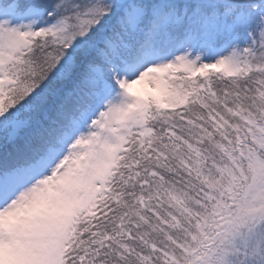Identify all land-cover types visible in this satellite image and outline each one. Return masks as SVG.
Masks as SVG:
<instances>
[{"label": "snow or ice", "instance_id": "1", "mask_svg": "<svg viewBox=\"0 0 264 264\" xmlns=\"http://www.w3.org/2000/svg\"><path fill=\"white\" fill-rule=\"evenodd\" d=\"M0 264H264V0H0Z\"/></svg>", "mask_w": 264, "mask_h": 264}, {"label": "trees", "instance_id": "2", "mask_svg": "<svg viewBox=\"0 0 264 264\" xmlns=\"http://www.w3.org/2000/svg\"><path fill=\"white\" fill-rule=\"evenodd\" d=\"M180 75H181V74H180ZM180 75H179V76H180Z\"/></svg>", "mask_w": 264, "mask_h": 264}]
</instances>
